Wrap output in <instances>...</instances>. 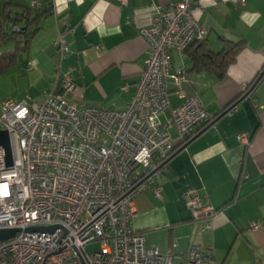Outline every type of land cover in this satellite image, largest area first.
<instances>
[{"label": "crops", "instance_id": "crops-1", "mask_svg": "<svg viewBox=\"0 0 264 264\" xmlns=\"http://www.w3.org/2000/svg\"><path fill=\"white\" fill-rule=\"evenodd\" d=\"M178 1L0 0V13L6 4L30 7L33 2L35 10L47 12L26 53L0 76L16 89L23 83L22 89L38 100L20 101L40 103L57 77L68 74L76 89L66 98L76 107L124 110L148 55L141 30L151 24L153 7ZM240 1L192 0L200 7L195 17L208 31L211 51H220L223 40L243 45L222 79L192 70L188 53H172V71L183 70L189 80L185 95L197 94L211 120L161 169V199L149 189L133 201L131 229L144 235L147 246L172 251L178 261L197 245L210 249L217 264H264V79L249 90L264 67V0ZM59 37L66 44L63 56L55 47ZM12 49V44L5 47ZM23 93L6 98L18 101ZM169 98L172 107L181 103L173 86ZM169 117L164 113L162 121ZM191 192L214 208L212 217L192 218L186 206Z\"/></svg>", "mask_w": 264, "mask_h": 264}, {"label": "built area", "instance_id": "built-area-1", "mask_svg": "<svg viewBox=\"0 0 264 264\" xmlns=\"http://www.w3.org/2000/svg\"><path fill=\"white\" fill-rule=\"evenodd\" d=\"M153 10L151 24L141 30L148 55L124 110L76 107L66 98L76 89L68 74L57 77L40 103H0V131L9 136L13 159L6 167L0 148V231H16L0 240V264L175 263L172 251L147 246L130 221L134 198L151 189L161 199L157 182L166 161L211 120L197 94L185 95L186 73L171 69L172 53H184L208 31L192 0ZM11 30L20 32L14 25ZM55 47L62 56L67 50L61 37ZM170 86L181 100L174 107ZM237 140L247 142L245 136ZM186 206L194 220L215 212L193 192ZM93 244L98 250L87 253ZM178 264L217 263L210 249L192 245Z\"/></svg>", "mask_w": 264, "mask_h": 264}, {"label": "trees", "instance_id": "trees-1", "mask_svg": "<svg viewBox=\"0 0 264 264\" xmlns=\"http://www.w3.org/2000/svg\"><path fill=\"white\" fill-rule=\"evenodd\" d=\"M35 8V6L6 4L4 10L0 13V74L15 63L18 55L26 53L41 18L47 14V12L37 11ZM13 25L20 32L12 31L11 26ZM32 27L34 29L31 31L30 28ZM8 44H12L13 49L11 51H5ZM242 45V41L223 40L222 49L213 52L208 48L205 40L193 41L184 52L189 54L192 70L213 73L218 79H222L228 65L234 61V57ZM263 79L264 67L252 82L249 90H253ZM232 107H229V109Z\"/></svg>", "mask_w": 264, "mask_h": 264}, {"label": "water", "instance_id": "water-1", "mask_svg": "<svg viewBox=\"0 0 264 264\" xmlns=\"http://www.w3.org/2000/svg\"><path fill=\"white\" fill-rule=\"evenodd\" d=\"M250 91L245 95V97H247L249 95ZM235 107V106H233ZM226 110L222 115H225L228 113V111H230L231 109ZM189 142H187L185 145L182 146V148H180L177 152H180L181 150H183ZM0 148L3 151L4 154V160H5V165L6 167H11L12 166V151H11V147H10V141H9V136L7 134V132L5 131H0ZM176 152V153H177ZM175 155V153L166 161V163ZM16 233V231L14 230H8V231H0V240L4 241L7 240L8 238H11L12 236H14V234Z\"/></svg>", "mask_w": 264, "mask_h": 264}, {"label": "rangeland", "instance_id": "rangeland-1", "mask_svg": "<svg viewBox=\"0 0 264 264\" xmlns=\"http://www.w3.org/2000/svg\"><path fill=\"white\" fill-rule=\"evenodd\" d=\"M20 87H21L20 89H16L15 87L13 88V85L7 82L5 76H3V77L0 76V103L4 99H9L6 97H10L13 94H16L18 96L21 91H23L24 93L20 96L21 98H19L18 101H20L21 99H27L28 96L31 98V100L38 101V100L34 99V95L28 94L25 90L22 89V88H24L23 83H22V85H20ZM97 250H98L97 244L89 245L86 247L87 253H91V252L97 251ZM178 262H179L178 259H175L174 264H178Z\"/></svg>", "mask_w": 264, "mask_h": 264}]
</instances>
